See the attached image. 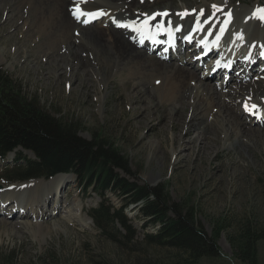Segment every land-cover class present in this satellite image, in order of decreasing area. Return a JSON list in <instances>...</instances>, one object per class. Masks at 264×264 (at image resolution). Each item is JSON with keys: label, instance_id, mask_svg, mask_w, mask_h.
I'll use <instances>...</instances> for the list:
<instances>
[{"label": "bare ground", "instance_id": "1", "mask_svg": "<svg viewBox=\"0 0 264 264\" xmlns=\"http://www.w3.org/2000/svg\"><path fill=\"white\" fill-rule=\"evenodd\" d=\"M6 1L0 0V21L6 24V30L12 31L17 23L11 16L19 15L20 8H14L7 17ZM231 2L203 0L197 8H190L187 2L161 10L155 4L153 9L146 10L145 6L150 5L146 0H35L34 6L31 2L22 3L30 10L34 21H26L16 43L22 40L20 46L23 45L26 52L32 49L36 56L46 58L47 65L52 66L49 71L53 69L61 78L65 71L72 74L71 79L82 75L86 81L79 80L77 85L90 86L95 93L104 87L100 72L90 67V59L98 60L103 70L109 71L111 79L117 77L122 84L130 85L128 99L134 101L135 106L141 105L139 110L135 108L134 115L139 111L147 118L149 113L163 109L165 118L158 121L156 127L166 129L170 123L172 150L164 146L162 139L150 142L145 147L148 165L159 160L157 168H163L166 157L170 156V165L172 161L171 166L175 167L178 163L190 162L189 158L206 160L211 152L217 155L220 151L239 148L251 150L258 138L264 148V128H260L264 127V102L257 98L264 93L263 83H258L264 75V20L259 18L261 13L257 11L264 9V3L247 9L233 8ZM137 5L140 9H136ZM76 13L79 18L75 17ZM101 15L105 19L94 22V17ZM124 25L128 27L124 29ZM164 31L178 34L177 39L183 42L186 50L181 56L170 51L171 58L166 60L163 52L150 53L149 36L159 37ZM30 34L34 38H29L32 46L27 47ZM161 40L158 39V43ZM203 41L206 44L199 46ZM15 51L16 56L21 55L17 46ZM74 60L79 61L78 65ZM200 69H203L201 76L204 78L200 77ZM53 72L48 76L52 77ZM217 76L225 80L224 86H221L223 82H215ZM125 89L127 91V87ZM106 97L99 96L97 102H104ZM253 106L257 119L251 116ZM138 121L140 127L145 128L153 123L142 118ZM195 132L197 138L191 139ZM244 162L251 164L248 160ZM71 177L74 176L61 174L50 181L15 185L14 191L29 186L24 189L28 192L26 200L0 193L4 207V210L0 208V214H7L0 219L15 222L21 218L28 229L33 220L39 222L48 217V204L56 202L51 214L59 213L62 210L60 197L65 188L62 187ZM16 204L29 211L20 217L17 212L21 209L14 210ZM77 211V214L76 211L74 214L67 212L63 222H79L87 229L94 226L89 216L81 218L83 207H77ZM1 225H5L4 221H0ZM37 227L44 236L61 228L57 224L44 228L38 224Z\"/></svg>", "mask_w": 264, "mask_h": 264}, {"label": "rangeland", "instance_id": "2", "mask_svg": "<svg viewBox=\"0 0 264 264\" xmlns=\"http://www.w3.org/2000/svg\"><path fill=\"white\" fill-rule=\"evenodd\" d=\"M146 1L150 4L145 6L148 8L146 10L153 9L155 4L161 10L170 5L171 8H174L187 2L190 8H197L199 2L203 0ZM229 1H233L231 2L233 8L247 9L255 7L258 3H264V0ZM28 2H31L33 6L35 4V0H7L4 2L7 4L6 8L9 9L8 12H5L7 17L11 15L14 8L18 9L19 7L20 9L19 15L13 14L11 16V18H15L17 23L15 30H6V24L0 21V67L14 81L23 86L24 94L27 97L37 98L41 107L61 120L77 124L82 138L91 140L95 135L104 136L117 143L128 161V169L132 174L126 177L124 173H121L123 177L140 185L146 184L150 188H167L169 196L174 202L180 203L185 208L196 207L198 209V223L209 237L214 234L217 223L224 221L225 231L218 241L221 255L218 258H204L198 264H246L233 256V250L228 239L230 237L237 238L247 227L256 231L264 229L263 142L258 138L254 141V146H251V150L239 148L229 152L220 151L217 155L211 152L206 160L205 158L198 160L195 159L196 157L194 159L189 158L190 162H181L175 167L171 166L172 161L170 165V156L166 157L163 168H157L158 163H160L159 160L148 165L145 147L150 142H157L162 139L164 146L170 151L172 150L170 149L172 144L169 136L172 134L170 123H167L166 129L159 130L156 127V123L165 118L164 110L158 108L157 113H149L147 118L139 111L134 115L135 110H139L141 105L135 106L134 101L128 99L130 85L122 84L117 77L111 79L109 71H104L98 60L92 61L90 59V67L100 72V79L104 86L97 91L98 94L90 86L83 88V86L77 85L80 81H86L82 75L71 79L72 74L65 71L64 77L61 78L58 73L55 74L53 69H50L54 75L48 76L49 68L52 66L47 65L46 58L41 57L42 55L36 56L35 50L32 51L31 48L30 51L26 52V48L23 45L20 46L22 40L16 43V38H20L19 31L25 29L26 21L28 19L33 20L32 15L29 14L30 10L22 6V3ZM136 9H140V5H137ZM12 35L16 39L15 41L13 38L11 39L10 36ZM30 37L31 40L32 37L34 38L32 34L28 36L27 47L32 46ZM16 46L20 56L15 55ZM88 59L87 56V61ZM37 61L40 63L38 64ZM73 62L76 65L79 63L76 60ZM168 66L175 65L169 64ZM257 67L261 66L258 65ZM201 72L203 69L199 70V74L201 78H204L201 76ZM259 80L258 83H263L261 86L264 87V75ZM215 82H223L221 86H224L225 80L217 76ZM125 87H127V91ZM105 95L107 97L104 102H97V99ZM99 96L100 98H98ZM257 98L264 102V93ZM141 118L152 120L153 123L147 128L140 127L138 120ZM143 135L146 136L145 139H143ZM193 138H197L196 132L191 137V139ZM195 149H197V154L198 142ZM208 151L206 149V153ZM26 155L34 158L27 152ZM13 159L14 155H11L8 161L11 162ZM246 160L251 164L245 163ZM6 180L3 164L0 163V193L13 194L20 199H27L28 192L24 189L25 186H29L25 185L23 190L14 191L13 187L21 183L8 185ZM40 180L43 179L36 182L32 181V183L37 184ZM63 188L64 195L60 197L62 210L59 213L51 214L56 208V202L48 204L46 209L50 212L48 217L39 222L33 220L31 222L32 227L28 229L23 226L24 221L20 217L15 222L0 219L5 223V225L0 226L2 229L0 230V258L16 253L20 259V264H42V261L49 258L50 255L55 256L58 264H178L185 262L187 256L184 252L162 249L149 243L147 236L156 234L157 226L150 225L143 218L139 208L136 207L130 206L126 211L129 226L134 232L133 238L123 239L125 232L120 229L121 236L118 233L114 234L117 243L104 238L93 225L87 229L81 224L79 225V222L64 223L62 219L68 216L67 212L71 211L70 213L74 214L76 211L77 214V207L79 206L84 209L81 218H89L88 212L100 205L102 201L92 194L93 188L87 189L81 178L71 177V180L64 184ZM1 201L2 198H0V208L4 210ZM106 202L108 206L119 210L126 205L127 201L119 198L116 194L109 193ZM16 205L17 208L19 205ZM4 215L7 216V214ZM4 215L0 214V218H4ZM38 224H41L43 228L57 224L61 228H55L54 231L44 236L43 231L40 232L37 227ZM258 248L259 264H264V241L258 244Z\"/></svg>", "mask_w": 264, "mask_h": 264}, {"label": "trees", "instance_id": "3", "mask_svg": "<svg viewBox=\"0 0 264 264\" xmlns=\"http://www.w3.org/2000/svg\"><path fill=\"white\" fill-rule=\"evenodd\" d=\"M61 120L41 107L37 98L24 94L23 86L0 67V163L9 184L44 179L49 181L60 174H73L84 181L87 189L102 202L89 211L100 234L117 243L115 233L123 239L133 238L126 210L138 205L143 218L152 226H159L154 235H148L151 245L178 250L186 254L185 262L198 264L204 258H218V241L225 231V222H218L212 237L198 223V209L185 208L174 202L167 188H150L126 177L131 176L128 161L118 144L104 136L91 140L81 137L77 124ZM29 152L34 158L27 156ZM15 155L12 162L8 161ZM114 193L126 200L117 210L108 206L106 198ZM94 225V226H95ZM264 241V229L250 227L228 242L233 256L246 264H259L258 244ZM50 255L42 264H58ZM51 262V263H50ZM0 264H20L16 253L0 258Z\"/></svg>", "mask_w": 264, "mask_h": 264}, {"label": "snow or ice", "instance_id": "4", "mask_svg": "<svg viewBox=\"0 0 264 264\" xmlns=\"http://www.w3.org/2000/svg\"><path fill=\"white\" fill-rule=\"evenodd\" d=\"M259 13H261V15L259 16V18L261 19V20H264V9H258L257 10ZM80 15H86L85 13H80ZM77 18H79V16L77 17ZM247 107V106H246ZM253 108H255V106H253Z\"/></svg>", "mask_w": 264, "mask_h": 264}]
</instances>
